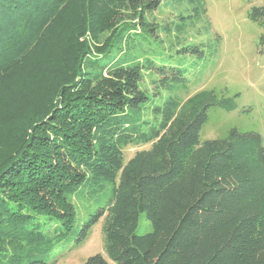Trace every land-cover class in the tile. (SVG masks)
Segmentation results:
<instances>
[{"label": "trees", "instance_id": "obj_1", "mask_svg": "<svg viewBox=\"0 0 264 264\" xmlns=\"http://www.w3.org/2000/svg\"><path fill=\"white\" fill-rule=\"evenodd\" d=\"M171 1L176 18L150 17ZM206 12L205 0H0V100L25 88L15 121L0 119L13 142L0 159V264H53L104 215L109 259L82 264H264V139L232 128L201 142L209 109L236 100L187 95L183 59L204 54ZM249 16L264 53V5ZM147 143L125 161V146ZM109 183L108 203L77 223L70 197ZM142 211L153 229L139 234Z\"/></svg>", "mask_w": 264, "mask_h": 264}, {"label": "rangeland", "instance_id": "obj_2", "mask_svg": "<svg viewBox=\"0 0 264 264\" xmlns=\"http://www.w3.org/2000/svg\"><path fill=\"white\" fill-rule=\"evenodd\" d=\"M205 3L212 28L203 37L208 40L204 46V54L199 56L189 53L183 59L190 78L187 95L200 89H215L220 95L234 97L237 105L234 109L220 106L210 108L200 140L203 142L209 138L224 137L232 128L258 132L264 139V53L259 46L263 28L249 16L251 8L264 5V0H205ZM180 9L178 2L171 1L155 8L149 15L158 21H167L176 18ZM104 35L105 33L101 34ZM214 47L216 51L211 55L210 50ZM180 55L183 54H177L174 62ZM143 86L150 90L153 88L149 76L145 77ZM24 93V85H20L19 88H13L9 97L0 100V119L7 115L11 121H15L17 110L23 105ZM0 136L1 159L5 151L11 150L13 142ZM150 145L125 146V161L137 150ZM76 194L77 192L70 198L76 205L77 223H82L90 214L108 203L112 185L109 183L99 191L86 185ZM104 217L105 215L92 226L90 234L80 245H75V239L71 235L58 244L53 252V264H82L95 253H102L109 259L102 230ZM152 229L146 212H140L137 233L143 234Z\"/></svg>", "mask_w": 264, "mask_h": 264}]
</instances>
